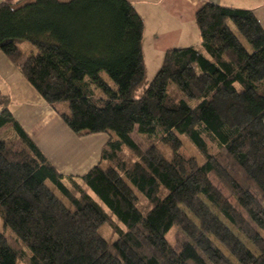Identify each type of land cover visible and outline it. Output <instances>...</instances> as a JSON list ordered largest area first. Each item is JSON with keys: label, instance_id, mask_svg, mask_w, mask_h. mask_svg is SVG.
I'll use <instances>...</instances> for the list:
<instances>
[{"label": "trees", "instance_id": "obj_1", "mask_svg": "<svg viewBox=\"0 0 264 264\" xmlns=\"http://www.w3.org/2000/svg\"><path fill=\"white\" fill-rule=\"evenodd\" d=\"M196 22L201 46L167 50L146 84L144 21L129 0L0 3V52L74 133L109 135L98 164L64 175L0 91V127L13 129L0 135V215L28 251L0 230V264H264V25L212 2ZM174 229L184 241L169 240Z\"/></svg>", "mask_w": 264, "mask_h": 264}, {"label": "crops", "instance_id": "obj_2", "mask_svg": "<svg viewBox=\"0 0 264 264\" xmlns=\"http://www.w3.org/2000/svg\"><path fill=\"white\" fill-rule=\"evenodd\" d=\"M18 1L20 0H0V3ZM129 1L144 21L143 53L146 74L149 66L160 69L167 50L201 46L196 13L207 2L252 9L264 25V0ZM24 45L25 43L20 44L22 50L35 51L32 46ZM0 91L9 96V108L14 117L61 173L82 176L100 162L108 135L94 133L79 139L3 52H0ZM9 134H13L11 125L0 127V135Z\"/></svg>", "mask_w": 264, "mask_h": 264}, {"label": "rangeland", "instance_id": "obj_3", "mask_svg": "<svg viewBox=\"0 0 264 264\" xmlns=\"http://www.w3.org/2000/svg\"><path fill=\"white\" fill-rule=\"evenodd\" d=\"M24 43H25L24 47L25 46H32L28 42H24ZM157 70H158V67L156 68V67L149 66L147 68L146 84H148L149 82L152 81V79L154 78V76L157 73ZM106 79L110 82V84L112 86H114L113 82L110 81L108 77H106ZM260 124L264 128V123H260ZM77 136L80 139V136L79 135H77ZM108 137H109V135H108ZM87 138H90V137H87ZM133 138L140 145V147H141V149L143 151L148 150V148L150 147V144H151V141H152L151 139H148L146 137L140 136V135L137 134V132H135L133 134ZM182 141H183V150H184V152L186 154H188V155L194 156L198 160V162L200 164L203 163L204 162V156L189 141V139H187L186 137L182 136ZM82 144H83V142H82ZM157 145L162 150L165 151V153H166L167 156L171 155V149L166 148L165 146H163L162 144H160L158 142H157ZM209 146H210V151L212 153H216L218 151L217 150V147L213 143L209 142ZM125 152H126L127 155H130L131 156V153H130L129 150H126ZM211 179H212V181H213L214 184H216L220 189H222L224 191V193L229 197V199L233 202V204H235L237 207H239V205L237 204L236 200L233 198V196L230 194V192L226 188H224L222 186V184L218 181V179L215 176H213V175H211ZM57 194L59 195V192H57ZM139 199H140V205L143 208L149 207V203H148L147 199L144 196H142L141 194H139ZM0 230H3L7 235H9L10 240L14 243V245L18 249L23 248L24 251L28 252L26 250V248L24 246H22L21 242L15 236H13L11 234L10 230L5 228V226L3 224V220L1 218V215H0ZM101 232L110 241H113L114 239L117 238V233L115 232L114 227H113V225L111 223H106L105 225H103V227L101 229ZM168 238H169V240L172 243H174V242H179L180 243V242H182V241L185 240V236L178 229L172 230L169 233ZM104 258L106 259L107 264H120V262L118 260H116L115 258H113L111 256H108V257L105 256Z\"/></svg>", "mask_w": 264, "mask_h": 264}]
</instances>
